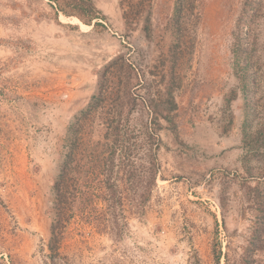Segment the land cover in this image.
Masks as SVG:
<instances>
[{
    "label": "rangeland",
    "instance_id": "374dc122",
    "mask_svg": "<svg viewBox=\"0 0 264 264\" xmlns=\"http://www.w3.org/2000/svg\"><path fill=\"white\" fill-rule=\"evenodd\" d=\"M90 3L87 24L53 0H0V264H264L255 199L264 202V177L243 168L229 0ZM258 88L262 114L264 76ZM101 91L131 97L112 176L121 235L104 229L112 212L101 167L85 187L96 209H68L62 219L51 210L67 129ZM100 112L90 118L103 128L110 118ZM122 156L131 164L121 166ZM153 158L156 183L139 211L131 195L148 186Z\"/></svg>",
    "mask_w": 264,
    "mask_h": 264
},
{
    "label": "trees",
    "instance_id": "16d2710c",
    "mask_svg": "<svg viewBox=\"0 0 264 264\" xmlns=\"http://www.w3.org/2000/svg\"><path fill=\"white\" fill-rule=\"evenodd\" d=\"M53 1L58 4L57 9L68 15H80L87 24H91L93 18H95L91 12V6L93 5L91 3L90 5L86 4L87 0ZM229 6L231 15H233L232 43L230 47L234 71L241 77L244 89L245 116L242 123V133L244 139L249 141L245 142V147L248 148L244 151L243 168L248 174V178H252L256 174L264 177V111L259 114L260 102L256 98L259 91L258 87L262 76H264V72H261L262 48L264 47V38L262 37L264 32L262 24L264 0H229ZM85 9L90 12L85 14ZM95 25L97 26L98 23H95ZM122 93L116 91L114 97L111 98L101 91L92 97V101L86 108L75 115L66 132V150L59 165L58 175L53 180L51 191L52 201H54L51 210L55 211V215L60 218L64 217L63 214L68 209L70 214L77 210L82 212L88 208V205L89 208L96 209L94 206L96 196L89 186L88 190L85 187L90 185L91 180L88 175L91 173V169L101 167L106 175L103 180L106 192L101 199L106 203L109 211L112 212V215H108L109 220L107 223H104V229L106 228L108 232L115 235H121L124 229L119 220L120 216H123V211L120 209L123 198L112 176L115 169V156L118 149L122 148L123 141L127 137V132L122 128L125 122L123 123L122 120L129 113H124V106H129L131 102V97L126 96V92ZM109 103L112 105H109ZM107 105L109 106L106 108ZM100 108L104 109V112H100L99 116H102L105 120L110 118L109 124L103 128L101 124L105 125V123L100 117L90 118L92 112ZM93 121L97 124V127H95V132L92 134ZM85 132L88 133V137ZM152 137L149 133V138L152 139ZM86 143L88 144L86 145ZM85 150H87V153H85ZM122 150L124 151V149ZM129 152H132L131 148L127 150L126 157H130ZM255 157L260 161L258 166L252 164ZM118 163L124 167L131 164L125 158L119 160ZM149 169L151 176L148 186L142 192L135 191L131 195V200L134 204H137L139 211H144V205L150 199L152 188L156 183L158 169L155 158L151 160ZM136 172L137 169L128 173L131 179L132 177L135 178ZM139 180V177H137L135 182L138 183ZM256 198L257 203H259L258 209L264 216V202L260 201L261 195L255 196ZM250 199L248 197L249 201H251ZM117 205L119 209L116 208ZM261 227L260 243L264 240V221ZM263 245L264 242L261 247ZM246 262L245 264H251L248 258H246Z\"/></svg>",
    "mask_w": 264,
    "mask_h": 264
},
{
    "label": "crops",
    "instance_id": "0c3cea01",
    "mask_svg": "<svg viewBox=\"0 0 264 264\" xmlns=\"http://www.w3.org/2000/svg\"><path fill=\"white\" fill-rule=\"evenodd\" d=\"M77 98H78V97H77ZM77 98L74 100V101H75L74 103H78V101L81 99V98H80L79 100H77Z\"/></svg>",
    "mask_w": 264,
    "mask_h": 264
}]
</instances>
